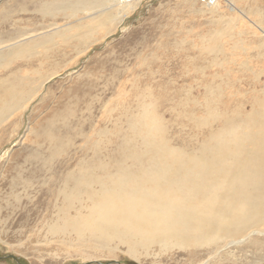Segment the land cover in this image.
I'll use <instances>...</instances> for the list:
<instances>
[{"label": "bare ground", "instance_id": "6f19581e", "mask_svg": "<svg viewBox=\"0 0 264 264\" xmlns=\"http://www.w3.org/2000/svg\"><path fill=\"white\" fill-rule=\"evenodd\" d=\"M121 1L48 0L41 4L39 11L51 17L55 12L63 14L60 12L72 9L90 15L97 8L119 10ZM132 1L135 2L134 8L140 0ZM107 2L109 8L104 7ZM106 18L115 20L116 16L107 14ZM249 19L251 25L244 22L255 26L264 35V15L256 19L258 22ZM97 25L98 19L94 23H80L76 30L80 28L81 31L74 33H69L74 26L64 27L61 31L57 28L39 38L0 49V122L17 109L24 108L23 103L35 92L34 82L43 77L39 69H35L37 77H23L21 69H17L18 66L13 68L11 62L21 58L31 60L39 54L35 47L53 41L54 35H64L65 39L74 36L81 41L87 35L85 31L91 32ZM9 33L0 34V45L14 38H10ZM10 44L14 43L11 41ZM263 48L264 44L258 45L256 53L262 55ZM40 55L46 58V52ZM194 55H185L188 62L185 66H192L196 58L198 64L204 62L200 54ZM224 57L230 62L228 56ZM237 58L233 57V60ZM247 64L240 63L239 81L245 78L241 70L248 68ZM181 68L184 70L185 67ZM251 71V77L247 78L254 86L259 79H264V69ZM230 74L228 70L227 73L214 70L208 79L204 67L199 66L192 75L183 71L176 76L174 80L179 84L174 83L175 90L166 86V93L162 86H156L159 90L153 92V85H146L143 90L140 87L136 93L119 90L116 101L110 102L104 112L106 120L115 114L111 119L112 126L94 128L95 134L106 138L102 141L106 143L103 145L98 140L100 137L93 141L92 136H87L82 150L85 154L93 150V155L79 156L73 165L61 160L60 168H55L52 203L56 213L54 220H50V232L63 239L72 236L76 242L88 243L82 254L84 257L111 254L113 244L117 243L125 245L127 252L137 259L140 254L149 255L151 249L156 248L165 253L179 250L201 259L200 264H211V260L238 264L222 256L221 251L232 246L239 248L251 236L247 243L251 250L263 247L264 98L251 96V100L245 101V93L237 91L238 102L232 105L227 101L225 84L214 82L219 76L228 79ZM193 82L197 92L195 96H189L187 91L193 88ZM226 86L232 87L230 83ZM188 102L191 106H187ZM173 124L179 125L182 131L173 135ZM108 147L106 155L104 152ZM48 167L54 165L50 163ZM263 260L262 248L261 259L256 264H263Z\"/></svg>", "mask_w": 264, "mask_h": 264}, {"label": "rangeland", "instance_id": "374dc122", "mask_svg": "<svg viewBox=\"0 0 264 264\" xmlns=\"http://www.w3.org/2000/svg\"><path fill=\"white\" fill-rule=\"evenodd\" d=\"M44 1L48 0H0V34L11 32L10 38L14 37L1 44L0 49L39 38L57 28L61 31L64 27L74 26L69 32L74 33L81 31L80 28L76 30L80 23H94L98 19V25L91 32L85 31L88 40L86 37L80 41L74 36L65 39L64 35H54L53 41L35 47L39 54L31 60L21 58L11 62L13 68L21 67L17 69H21L23 77H37L35 69H39L43 77L34 82L35 92L23 103L24 108L17 109L0 122V264H200L201 259L179 250L165 253L156 248L151 249L149 255L140 254L137 259L127 252L125 245L117 243L113 244L111 254L84 257L82 254L88 243H78L72 236L63 239L49 230L56 213L52 193L56 186L54 172L55 168H60L61 160L73 165L79 156L93 155V150L86 154L82 150L86 145L85 137L92 136L93 141L101 143L106 140L95 134V129L112 126L111 119L115 114L106 120L104 112L110 102L116 101L119 90L136 93L140 87L153 85V92L159 90L156 86H162L166 93L167 87L175 90L176 76L183 71L192 75L200 66L204 67L208 79L214 70L219 73L231 71L233 75L230 74L228 79L219 76L220 80L214 82L225 84L227 101L232 105L238 102L237 91L245 93V101L251 100V96L264 98V79L251 86L247 78L251 77L252 69H264V48L262 55L256 53L257 46L264 44V35L255 26L247 24L251 25L249 18L258 22L256 19L264 15V0H219L216 6L201 0H140L134 8L135 2L122 0L119 10L97 8L87 15L72 9L60 12L63 14L55 12L52 17L39 11ZM107 5L108 2L104 7L109 8ZM107 14L115 15L116 19L106 18ZM17 32L21 36H17ZM11 41L14 44H10ZM44 52L46 58L40 55ZM199 54L204 58L203 63L198 64L196 58L192 66H185L188 63L185 55L196 57ZM224 56H228L230 62ZM233 57L238 58L233 60ZM241 62L248 63V68L241 70L245 78L239 81ZM229 83L232 87L226 86ZM192 86L187 91L189 96H195L197 92L194 82ZM232 94L235 95L232 97ZM173 126L172 134L179 133V125ZM68 139L73 141L69 143ZM108 150L109 147L104 152L106 155ZM50 163L54 167H48ZM251 238H246L241 247L232 246L220 254L238 264H256L261 259L262 248L264 254V246L251 250L247 244ZM210 263L224 264V261L211 260Z\"/></svg>", "mask_w": 264, "mask_h": 264}, {"label": "built area", "instance_id": "2783aa9c", "mask_svg": "<svg viewBox=\"0 0 264 264\" xmlns=\"http://www.w3.org/2000/svg\"><path fill=\"white\" fill-rule=\"evenodd\" d=\"M204 3H208V4H215L217 3L219 0H201Z\"/></svg>", "mask_w": 264, "mask_h": 264}]
</instances>
